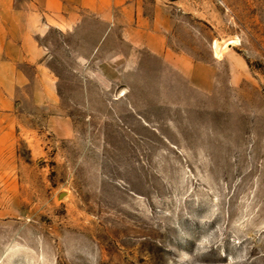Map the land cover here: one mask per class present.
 <instances>
[{
    "label": "rangeland",
    "instance_id": "1",
    "mask_svg": "<svg viewBox=\"0 0 264 264\" xmlns=\"http://www.w3.org/2000/svg\"><path fill=\"white\" fill-rule=\"evenodd\" d=\"M135 2L165 56L96 18L43 39L57 102L15 106L0 264H264V0Z\"/></svg>",
    "mask_w": 264,
    "mask_h": 264
},
{
    "label": "crops",
    "instance_id": "2",
    "mask_svg": "<svg viewBox=\"0 0 264 264\" xmlns=\"http://www.w3.org/2000/svg\"><path fill=\"white\" fill-rule=\"evenodd\" d=\"M93 18L106 24V37L144 32V43L155 56L167 53L159 24L136 10L135 0H0V155L16 139L13 121L19 99L36 90L34 97L49 93L57 102L53 89L45 85L52 82L45 36L51 29L76 33Z\"/></svg>",
    "mask_w": 264,
    "mask_h": 264
}]
</instances>
